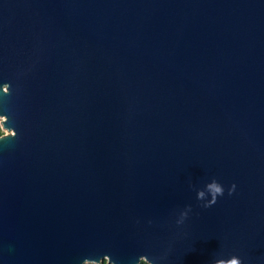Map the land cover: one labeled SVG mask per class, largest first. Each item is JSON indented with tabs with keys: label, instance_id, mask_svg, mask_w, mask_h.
Returning a JSON list of instances; mask_svg holds the SVG:
<instances>
[{
	"label": "water",
	"instance_id": "1",
	"mask_svg": "<svg viewBox=\"0 0 264 264\" xmlns=\"http://www.w3.org/2000/svg\"><path fill=\"white\" fill-rule=\"evenodd\" d=\"M0 120V264H264V0H0Z\"/></svg>",
	"mask_w": 264,
	"mask_h": 264
},
{
	"label": "clouds",
	"instance_id": "2",
	"mask_svg": "<svg viewBox=\"0 0 264 264\" xmlns=\"http://www.w3.org/2000/svg\"><path fill=\"white\" fill-rule=\"evenodd\" d=\"M5 138H7V137L0 136V140H3ZM235 187H236L235 184H232L228 188L229 195H231V193L233 192ZM197 192L201 193V195L196 196L197 200L203 201V207L207 208L216 202V199L218 196H222L224 194V186L220 182H218L217 180L213 179L210 182H207L204 185V188L197 189ZM204 192H209L211 194V198L205 199L203 197ZM188 211H189V208L186 206V208L184 210H181L179 212V214H178L179 218L176 219L177 224H181L184 221V219L188 215ZM141 257H146V256H140L137 260V264H141V261L143 260V259H141ZM108 258H109L108 256H104L105 261H107ZM149 261L151 262V264H155L154 260H149ZM228 262H229V264H242L241 258L237 255H231L228 258ZM113 264H114V262H113ZM211 264H220V261L218 259H213L211 261Z\"/></svg>",
	"mask_w": 264,
	"mask_h": 264
},
{
	"label": "trees",
	"instance_id": "3",
	"mask_svg": "<svg viewBox=\"0 0 264 264\" xmlns=\"http://www.w3.org/2000/svg\"><path fill=\"white\" fill-rule=\"evenodd\" d=\"M0 122H1V120H0ZM1 135H3V133H2V130H1V126H0V136H1ZM102 264H107V262L104 261ZM141 264H147V263L144 262V261H142Z\"/></svg>",
	"mask_w": 264,
	"mask_h": 264
},
{
	"label": "rangeland",
	"instance_id": "4",
	"mask_svg": "<svg viewBox=\"0 0 264 264\" xmlns=\"http://www.w3.org/2000/svg\"><path fill=\"white\" fill-rule=\"evenodd\" d=\"M1 130H2L3 135L8 134V132H7L6 130H4V129H2V128H1ZM106 262H107V264H108V261H106Z\"/></svg>",
	"mask_w": 264,
	"mask_h": 264
},
{
	"label": "snow or ice",
	"instance_id": "5",
	"mask_svg": "<svg viewBox=\"0 0 264 264\" xmlns=\"http://www.w3.org/2000/svg\"><path fill=\"white\" fill-rule=\"evenodd\" d=\"M4 84V83H3Z\"/></svg>",
	"mask_w": 264,
	"mask_h": 264
}]
</instances>
